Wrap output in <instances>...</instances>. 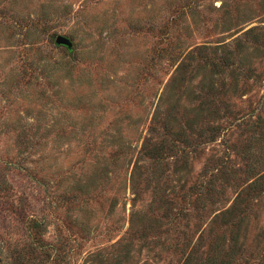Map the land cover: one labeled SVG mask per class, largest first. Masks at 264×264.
<instances>
[{"label":"rangeland","instance_id":"374dc122","mask_svg":"<svg viewBox=\"0 0 264 264\" xmlns=\"http://www.w3.org/2000/svg\"><path fill=\"white\" fill-rule=\"evenodd\" d=\"M0 264H264V0H0Z\"/></svg>","mask_w":264,"mask_h":264},{"label":"water","instance_id":"95a60500","mask_svg":"<svg viewBox=\"0 0 264 264\" xmlns=\"http://www.w3.org/2000/svg\"><path fill=\"white\" fill-rule=\"evenodd\" d=\"M56 43L57 44H64L66 45L68 48H71L72 46V42L70 41V39L62 34H59L56 37Z\"/></svg>","mask_w":264,"mask_h":264}]
</instances>
